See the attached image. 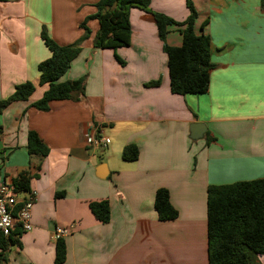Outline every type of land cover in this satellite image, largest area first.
<instances>
[{
    "label": "crops",
    "instance_id": "1",
    "mask_svg": "<svg viewBox=\"0 0 264 264\" xmlns=\"http://www.w3.org/2000/svg\"><path fill=\"white\" fill-rule=\"evenodd\" d=\"M96 2H0V100L17 85H34L28 100L0 114V181L28 172L36 194L31 230L17 228L18 244L0 264H53L54 230L70 226L62 264H208L207 187L264 180V0H192L197 33L207 20L202 32L214 68L206 93L183 96L170 92L164 41L148 13L130 10L127 47H93L98 23L88 17ZM150 8L177 22L188 16L185 0H150ZM82 25L88 36L58 81L84 79L83 95L36 110L30 105L48 87L38 83V64L51 55L41 28L67 46L83 36ZM165 42L179 46L181 38L172 28ZM195 123L205 127L197 140L190 138ZM95 129L110 141L103 151L89 145ZM29 131L49 150L41 161L27 154ZM127 144L138 148L134 162L121 158ZM161 188L178 213L174 220L157 219ZM101 201L110 210L106 223L88 207ZM253 264H264V255Z\"/></svg>",
    "mask_w": 264,
    "mask_h": 264
},
{
    "label": "trees",
    "instance_id": "2",
    "mask_svg": "<svg viewBox=\"0 0 264 264\" xmlns=\"http://www.w3.org/2000/svg\"><path fill=\"white\" fill-rule=\"evenodd\" d=\"M4 1L6 0H0ZM185 5L188 16L184 21L177 22L162 13L152 11L150 0H97L94 4L96 12L88 17L98 23L93 47L113 51L127 47L130 44L129 12L132 8L139 9L152 16L164 41L171 94H204L208 90L210 71L214 68L210 60V38L202 32L207 20L200 25V32L197 33V11L192 0H185ZM82 28L83 36L67 46L56 44L48 36L45 27L41 28L40 38L51 55L38 64V83L48 87L31 107L46 112L52 101H77L78 97L83 95L84 79L58 81L67 72L72 60L78 56L80 42L88 36L85 25H82ZM172 28L181 38L179 46H169L165 42ZM33 90L34 85L31 82L17 85L9 97L0 100V114L12 102L28 100ZM206 144H209L208 137ZM26 150L30 157H36L39 161L49 152L33 131L27 133ZM138 154V148L134 144H127L122 149L121 158L125 162H134ZM29 178L28 172H22L12 182L18 192L29 190ZM56 196L62 195L57 193ZM153 205L159 221L177 218L178 213L170 204L166 189L156 190ZM88 207L96 220L101 223L108 222L110 210L106 201L90 202ZM206 226L208 264H253L256 256L264 255V180L208 186ZM19 235L17 228L8 238L0 234V259L5 258L9 246L18 244ZM65 257L66 247L63 239L55 241L53 264H62Z\"/></svg>",
    "mask_w": 264,
    "mask_h": 264
},
{
    "label": "built area",
    "instance_id": "3",
    "mask_svg": "<svg viewBox=\"0 0 264 264\" xmlns=\"http://www.w3.org/2000/svg\"><path fill=\"white\" fill-rule=\"evenodd\" d=\"M88 142L91 148L97 151L105 150L110 143L100 129H95L88 135ZM19 193H24L25 198L18 200ZM35 200V192H18L13 183L0 181V234L4 238H8L16 228H19L21 233L31 230L30 212ZM71 229V226L68 229L57 227L52 235L53 240L62 239Z\"/></svg>",
    "mask_w": 264,
    "mask_h": 264
},
{
    "label": "water",
    "instance_id": "4",
    "mask_svg": "<svg viewBox=\"0 0 264 264\" xmlns=\"http://www.w3.org/2000/svg\"><path fill=\"white\" fill-rule=\"evenodd\" d=\"M204 130H205L204 125L199 123L192 124L190 127V132L192 133V136H190V138L193 140H197L202 136Z\"/></svg>",
    "mask_w": 264,
    "mask_h": 264
},
{
    "label": "rangeland",
    "instance_id": "5",
    "mask_svg": "<svg viewBox=\"0 0 264 264\" xmlns=\"http://www.w3.org/2000/svg\"><path fill=\"white\" fill-rule=\"evenodd\" d=\"M19 195H21V193Z\"/></svg>",
    "mask_w": 264,
    "mask_h": 264
}]
</instances>
